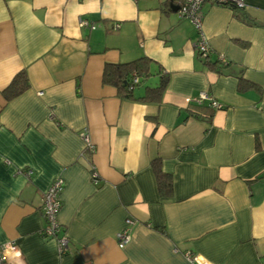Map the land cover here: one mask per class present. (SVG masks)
<instances>
[{
  "label": "crops",
  "instance_id": "0c3cea01",
  "mask_svg": "<svg viewBox=\"0 0 264 264\" xmlns=\"http://www.w3.org/2000/svg\"><path fill=\"white\" fill-rule=\"evenodd\" d=\"M242 1L201 7L212 65L177 0H0V264H264V0ZM139 57L131 97L102 81L105 63ZM21 69L29 86L6 100ZM162 73L160 100L140 98ZM203 91L222 107L194 105ZM55 177L64 254L40 233Z\"/></svg>",
  "mask_w": 264,
  "mask_h": 264
},
{
  "label": "built area",
  "instance_id": "2783aa9c",
  "mask_svg": "<svg viewBox=\"0 0 264 264\" xmlns=\"http://www.w3.org/2000/svg\"><path fill=\"white\" fill-rule=\"evenodd\" d=\"M206 0H177V9L176 13L180 18H187L193 25L194 29L199 33L197 42L195 44L197 53L201 57H206L208 53L211 52L209 45L203 37L202 33V5ZM216 3L225 4L228 3V0H211ZM236 4L237 7H244L242 0H231ZM80 26H89L90 28L94 27V24L89 22L85 18L79 20ZM220 60L224 61L222 55H218ZM132 82L135 84L138 82V77L134 76ZM196 103L201 101H208L210 105L214 108H221L222 103L214 99L207 92H201L196 98H194ZM80 135L85 140V150L91 152L94 151V145L89 141L87 134L84 131L80 132ZM31 171H26V174L29 175ZM91 175L93 180H96V173L94 169L91 170ZM63 179L61 177H55L50 182L49 186L43 193L42 201V215L44 218V225L42 226L40 233L45 238L54 239L57 243L59 253L64 254L68 251V237L63 231V227L58 221L57 212L60 208V193L63 188ZM132 219L126 218L124 226L119 229L116 234V243L119 248H122L130 240V225L132 224ZM6 246L12 247L10 244ZM187 257L192 264H206L203 259L198 254H191L187 252Z\"/></svg>",
  "mask_w": 264,
  "mask_h": 264
},
{
  "label": "trees",
  "instance_id": "16d2710c",
  "mask_svg": "<svg viewBox=\"0 0 264 264\" xmlns=\"http://www.w3.org/2000/svg\"><path fill=\"white\" fill-rule=\"evenodd\" d=\"M228 3H225L233 8L243 9L244 7H237L233 1L228 0ZM249 21V20H248ZM211 52L207 54L206 57H202L207 63L212 65H216L219 63H225L223 60L216 58L215 61L210 59ZM149 60L147 57H139L137 59L127 61V62H119V63H105L102 71V81L104 83L114 85L119 91L120 95L125 97L132 96V89L139 83V81L148 76L149 74ZM134 76L138 77V82L133 83L132 79ZM141 78V79H140ZM168 78L161 74L159 79V83L154 87H147L144 95L140 98L144 100L150 101H159L162 91L164 90L167 84ZM29 86V81L27 74L24 69L17 71L8 85L2 90V94L6 100H10L23 92ZM204 101L200 103H196L194 105H201ZM208 105L210 103L208 102ZM211 106V105H210ZM212 107V106H211ZM214 108V107H212ZM258 148V144L255 145ZM153 170L157 179L158 190L161 194L167 195L170 193L172 184H171V176L168 173L162 171L159 165V161L155 158L152 160Z\"/></svg>",
  "mask_w": 264,
  "mask_h": 264
},
{
  "label": "water",
  "instance_id": "95a60500",
  "mask_svg": "<svg viewBox=\"0 0 264 264\" xmlns=\"http://www.w3.org/2000/svg\"><path fill=\"white\" fill-rule=\"evenodd\" d=\"M171 7H172V10L176 11L177 5H174V6H171Z\"/></svg>",
  "mask_w": 264,
  "mask_h": 264
}]
</instances>
